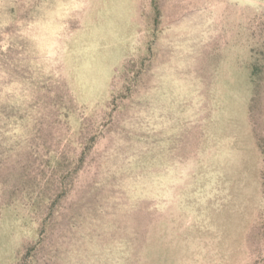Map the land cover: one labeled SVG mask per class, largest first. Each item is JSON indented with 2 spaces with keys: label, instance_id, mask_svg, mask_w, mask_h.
<instances>
[{
  "label": "rangeland",
  "instance_id": "obj_1",
  "mask_svg": "<svg viewBox=\"0 0 264 264\" xmlns=\"http://www.w3.org/2000/svg\"><path fill=\"white\" fill-rule=\"evenodd\" d=\"M10 44L0 264H264V0H0Z\"/></svg>",
  "mask_w": 264,
  "mask_h": 264
},
{
  "label": "trees",
  "instance_id": "obj_2",
  "mask_svg": "<svg viewBox=\"0 0 264 264\" xmlns=\"http://www.w3.org/2000/svg\"><path fill=\"white\" fill-rule=\"evenodd\" d=\"M11 48V44L8 46L1 45L0 51L11 50ZM2 83L6 84L7 87L11 83L19 85L18 79L12 78L10 75L3 78ZM29 113H31L30 104L27 107H23L16 102L3 99L0 95V160L6 154L14 151V145H8V141L10 138L17 139L18 135L25 133L27 126L23 121L28 120Z\"/></svg>",
  "mask_w": 264,
  "mask_h": 264
}]
</instances>
